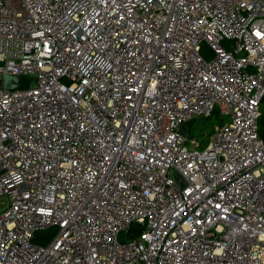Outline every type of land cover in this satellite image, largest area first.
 I'll list each match as a JSON object with an SVG mask.
<instances>
[{
    "label": "built area",
    "instance_id": "1",
    "mask_svg": "<svg viewBox=\"0 0 264 264\" xmlns=\"http://www.w3.org/2000/svg\"><path fill=\"white\" fill-rule=\"evenodd\" d=\"M263 100L264 0H0V264H264Z\"/></svg>",
    "mask_w": 264,
    "mask_h": 264
},
{
    "label": "rangeland",
    "instance_id": "2",
    "mask_svg": "<svg viewBox=\"0 0 264 264\" xmlns=\"http://www.w3.org/2000/svg\"><path fill=\"white\" fill-rule=\"evenodd\" d=\"M225 121H227V116L222 115L217 110H215L209 116L197 117L194 122H188L187 126L189 130V135L192 137L200 138L203 135L207 134V132H209L212 127L216 126L217 124H222ZM6 204V198L0 197V210L4 208ZM50 234L51 230H43L39 231L36 235L40 237L44 236L46 238H49Z\"/></svg>",
    "mask_w": 264,
    "mask_h": 264
},
{
    "label": "water",
    "instance_id": "3",
    "mask_svg": "<svg viewBox=\"0 0 264 264\" xmlns=\"http://www.w3.org/2000/svg\"><path fill=\"white\" fill-rule=\"evenodd\" d=\"M3 83H4V87L6 89H13L15 87L20 86V77L14 76V75H5L4 78H3ZM199 117H203V116H199ZM196 118L197 117L192 118L190 120V122H194ZM179 131L184 136H187L188 135V128L184 124H181L180 125Z\"/></svg>",
    "mask_w": 264,
    "mask_h": 264
},
{
    "label": "trees",
    "instance_id": "4",
    "mask_svg": "<svg viewBox=\"0 0 264 264\" xmlns=\"http://www.w3.org/2000/svg\"><path fill=\"white\" fill-rule=\"evenodd\" d=\"M263 106V107H262ZM261 108H263L262 110H264V100L261 102ZM212 114V113H211ZM211 114H209V115H211ZM208 115V116H209ZM224 123V122H223ZM217 125H221V124H217ZM259 125H260V134L262 135V136H264V118H259ZM214 128H215V126L214 127H212L211 128V130L209 131V132H207V134H205V135H210L213 131H214ZM213 130V131H212ZM211 132V133H210ZM210 133V134H209Z\"/></svg>",
    "mask_w": 264,
    "mask_h": 264
}]
</instances>
